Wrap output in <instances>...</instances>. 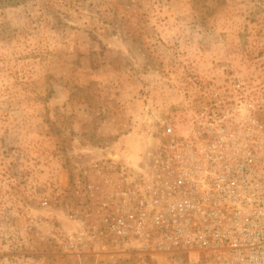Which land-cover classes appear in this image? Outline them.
<instances>
[{
	"label": "rangeland",
	"instance_id": "374dc122",
	"mask_svg": "<svg viewBox=\"0 0 264 264\" xmlns=\"http://www.w3.org/2000/svg\"><path fill=\"white\" fill-rule=\"evenodd\" d=\"M227 94L264 120V0H0V264H130L123 175L159 119Z\"/></svg>",
	"mask_w": 264,
	"mask_h": 264
},
{
	"label": "built area",
	"instance_id": "2783aa9c",
	"mask_svg": "<svg viewBox=\"0 0 264 264\" xmlns=\"http://www.w3.org/2000/svg\"><path fill=\"white\" fill-rule=\"evenodd\" d=\"M200 97L159 119L146 171L135 187L123 175L109 205L107 233L130 264H264L261 112L243 94ZM78 242L66 248L81 256Z\"/></svg>",
	"mask_w": 264,
	"mask_h": 264
}]
</instances>
